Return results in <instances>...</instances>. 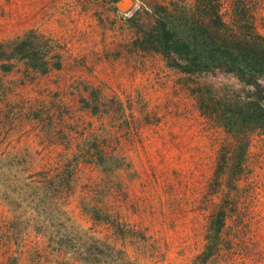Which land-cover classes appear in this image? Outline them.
<instances>
[{"label": "rangeland", "instance_id": "1", "mask_svg": "<svg viewBox=\"0 0 264 264\" xmlns=\"http://www.w3.org/2000/svg\"><path fill=\"white\" fill-rule=\"evenodd\" d=\"M120 1L0 0V264H264V128L235 169L239 139L191 91L252 87L143 48L199 0ZM218 2L264 35V0Z\"/></svg>", "mask_w": 264, "mask_h": 264}, {"label": "trees", "instance_id": "2", "mask_svg": "<svg viewBox=\"0 0 264 264\" xmlns=\"http://www.w3.org/2000/svg\"><path fill=\"white\" fill-rule=\"evenodd\" d=\"M159 9L168 12L166 7L158 6L157 11ZM247 17L246 11L237 8L232 21L228 22L220 12L217 0H199L187 12L185 23L159 18L158 23L152 29L144 30L140 38L144 49L161 52L170 66L187 75L223 68L236 73L242 82L252 87L246 91V99L230 100L215 94L207 83H198L193 87L188 84L202 113L216 116L224 130L239 139L240 144L235 150L238 160L234 163L235 169L241 167L240 159L245 154L246 143L242 142L245 134L264 128V86L260 80L264 77V35L257 32L253 24L247 26V22L243 21H247ZM31 45L24 38L17 44V50L45 68L47 61L37 51L31 50ZM1 66L7 70L11 68V64L7 63ZM224 218L225 212L221 210L219 219L223 222ZM220 228L216 229L217 232ZM216 239L214 236L207 244L202 254L204 261L213 254Z\"/></svg>", "mask_w": 264, "mask_h": 264}, {"label": "water", "instance_id": "3", "mask_svg": "<svg viewBox=\"0 0 264 264\" xmlns=\"http://www.w3.org/2000/svg\"><path fill=\"white\" fill-rule=\"evenodd\" d=\"M122 1H125V0H122ZM122 1H120V2L118 3V5H119L120 8H123L122 3H121ZM130 1H131V3H132V0H130Z\"/></svg>", "mask_w": 264, "mask_h": 264}]
</instances>
